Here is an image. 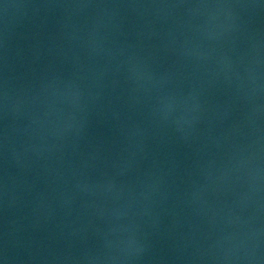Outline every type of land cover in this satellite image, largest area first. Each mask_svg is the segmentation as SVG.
Here are the masks:
<instances>
[{"label": "water", "instance_id": "95a60500", "mask_svg": "<svg viewBox=\"0 0 264 264\" xmlns=\"http://www.w3.org/2000/svg\"><path fill=\"white\" fill-rule=\"evenodd\" d=\"M0 264H264V0H0Z\"/></svg>", "mask_w": 264, "mask_h": 264}]
</instances>
